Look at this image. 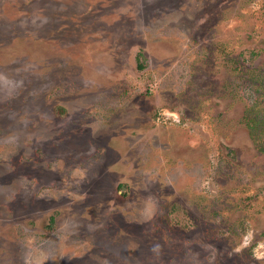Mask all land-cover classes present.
Returning <instances> with one entry per match:
<instances>
[{
	"label": "rangeland",
	"instance_id": "obj_1",
	"mask_svg": "<svg viewBox=\"0 0 264 264\" xmlns=\"http://www.w3.org/2000/svg\"><path fill=\"white\" fill-rule=\"evenodd\" d=\"M0 264H264V0H0Z\"/></svg>",
	"mask_w": 264,
	"mask_h": 264
}]
</instances>
